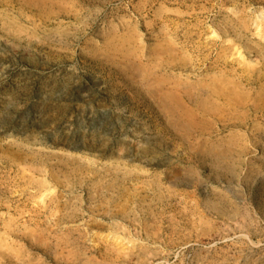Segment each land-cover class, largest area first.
Segmentation results:
<instances>
[{"label":"rangeland","instance_id":"374dc122","mask_svg":"<svg viewBox=\"0 0 264 264\" xmlns=\"http://www.w3.org/2000/svg\"><path fill=\"white\" fill-rule=\"evenodd\" d=\"M0 264H264V0H0Z\"/></svg>","mask_w":264,"mask_h":264}]
</instances>
